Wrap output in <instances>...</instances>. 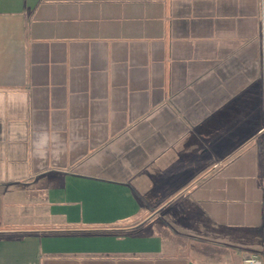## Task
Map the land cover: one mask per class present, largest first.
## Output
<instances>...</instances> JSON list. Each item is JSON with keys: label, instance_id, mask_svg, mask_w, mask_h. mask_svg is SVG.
<instances>
[{"label": "crops", "instance_id": "0c3cea01", "mask_svg": "<svg viewBox=\"0 0 264 264\" xmlns=\"http://www.w3.org/2000/svg\"><path fill=\"white\" fill-rule=\"evenodd\" d=\"M264 264V0H0V264Z\"/></svg>", "mask_w": 264, "mask_h": 264}, {"label": "built area", "instance_id": "2783aa9c", "mask_svg": "<svg viewBox=\"0 0 264 264\" xmlns=\"http://www.w3.org/2000/svg\"><path fill=\"white\" fill-rule=\"evenodd\" d=\"M242 264H263V260L258 255H248L243 258Z\"/></svg>", "mask_w": 264, "mask_h": 264}]
</instances>
